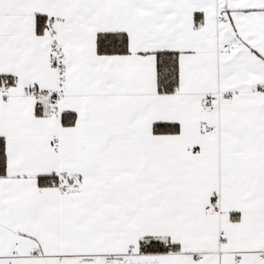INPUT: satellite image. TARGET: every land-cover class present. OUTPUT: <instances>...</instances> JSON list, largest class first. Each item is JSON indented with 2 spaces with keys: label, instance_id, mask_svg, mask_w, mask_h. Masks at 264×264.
<instances>
[{
  "label": "snow or ice",
  "instance_id": "obj_1",
  "mask_svg": "<svg viewBox=\"0 0 264 264\" xmlns=\"http://www.w3.org/2000/svg\"><path fill=\"white\" fill-rule=\"evenodd\" d=\"M0 264H264V0H0Z\"/></svg>",
  "mask_w": 264,
  "mask_h": 264
}]
</instances>
